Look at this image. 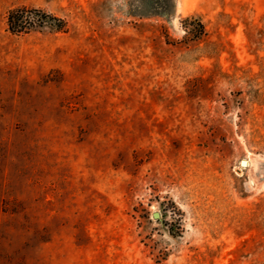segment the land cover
<instances>
[{"label":"rangeland","instance_id":"374dc122","mask_svg":"<svg viewBox=\"0 0 264 264\" xmlns=\"http://www.w3.org/2000/svg\"><path fill=\"white\" fill-rule=\"evenodd\" d=\"M0 264H264V0H0Z\"/></svg>","mask_w":264,"mask_h":264},{"label":"trees","instance_id":"16d2710c","mask_svg":"<svg viewBox=\"0 0 264 264\" xmlns=\"http://www.w3.org/2000/svg\"><path fill=\"white\" fill-rule=\"evenodd\" d=\"M185 21H187L186 30L187 34H189L188 37L199 39L206 34V27L201 19L186 17ZM47 24L58 30H64L67 26L65 19L42 8L19 6L11 9L8 13V29L13 34L29 33Z\"/></svg>","mask_w":264,"mask_h":264},{"label":"bare ground","instance_id":"6f19581e","mask_svg":"<svg viewBox=\"0 0 264 264\" xmlns=\"http://www.w3.org/2000/svg\"><path fill=\"white\" fill-rule=\"evenodd\" d=\"M184 3H185V2H184ZM184 3H183V4H184ZM185 5H187V4H185ZM188 6H189V5H188ZM188 6H187V7H188ZM187 7H186V6H183V7H181V9L184 10V11H186Z\"/></svg>","mask_w":264,"mask_h":264},{"label":"water","instance_id":"95a60500","mask_svg":"<svg viewBox=\"0 0 264 264\" xmlns=\"http://www.w3.org/2000/svg\"><path fill=\"white\" fill-rule=\"evenodd\" d=\"M156 216H158V214Z\"/></svg>","mask_w":264,"mask_h":264}]
</instances>
